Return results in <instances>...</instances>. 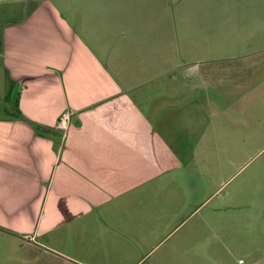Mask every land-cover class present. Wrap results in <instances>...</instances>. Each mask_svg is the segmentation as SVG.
Here are the masks:
<instances>
[{"label": "rangeland", "instance_id": "374dc122", "mask_svg": "<svg viewBox=\"0 0 264 264\" xmlns=\"http://www.w3.org/2000/svg\"><path fill=\"white\" fill-rule=\"evenodd\" d=\"M49 1L73 25L85 18L84 34L114 68L131 51L117 74L144 109L163 110V134L195 156L206 185V202L185 221L183 192L158 197L157 185L102 207L109 227L88 213L51 240L75 264H264V0ZM41 2L0 0V117L18 92L5 29ZM4 236L0 264H49Z\"/></svg>", "mask_w": 264, "mask_h": 264}, {"label": "crops", "instance_id": "0c3cea01", "mask_svg": "<svg viewBox=\"0 0 264 264\" xmlns=\"http://www.w3.org/2000/svg\"><path fill=\"white\" fill-rule=\"evenodd\" d=\"M41 1L6 27L2 40L18 92L17 104L6 105L7 116L0 117V228L10 232L0 235L49 264H75L58 247L62 240H51L71 221L100 213L99 225L109 227L102 207L157 185L158 197L183 192L190 205L185 221L206 202V185L195 156L180 153L163 134V110L144 109L117 74L131 51H121L114 68L84 34L82 15L73 25ZM66 111L71 117L63 131L58 119ZM166 213L173 221L175 210Z\"/></svg>", "mask_w": 264, "mask_h": 264}, {"label": "built area", "instance_id": "2783aa9c", "mask_svg": "<svg viewBox=\"0 0 264 264\" xmlns=\"http://www.w3.org/2000/svg\"><path fill=\"white\" fill-rule=\"evenodd\" d=\"M70 117L71 113L68 111L61 114L58 119V127L60 130L66 131L68 129Z\"/></svg>", "mask_w": 264, "mask_h": 264}, {"label": "water", "instance_id": "95a60500", "mask_svg": "<svg viewBox=\"0 0 264 264\" xmlns=\"http://www.w3.org/2000/svg\"><path fill=\"white\" fill-rule=\"evenodd\" d=\"M24 240L31 243L30 239L28 238H24Z\"/></svg>", "mask_w": 264, "mask_h": 264}, {"label": "trees", "instance_id": "16d2710c", "mask_svg": "<svg viewBox=\"0 0 264 264\" xmlns=\"http://www.w3.org/2000/svg\"><path fill=\"white\" fill-rule=\"evenodd\" d=\"M15 104H17V102H15Z\"/></svg>", "mask_w": 264, "mask_h": 264}]
</instances>
